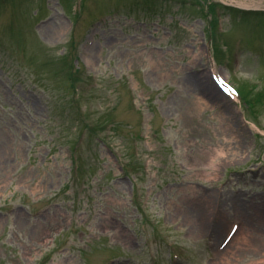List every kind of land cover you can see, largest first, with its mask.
Returning a JSON list of instances; mask_svg holds the SVG:
<instances>
[{"label": "rangeland", "instance_id": "rangeland-1", "mask_svg": "<svg viewBox=\"0 0 264 264\" xmlns=\"http://www.w3.org/2000/svg\"><path fill=\"white\" fill-rule=\"evenodd\" d=\"M0 264H264V0H0Z\"/></svg>", "mask_w": 264, "mask_h": 264}, {"label": "bare ground", "instance_id": "bare-ground-1", "mask_svg": "<svg viewBox=\"0 0 264 264\" xmlns=\"http://www.w3.org/2000/svg\"><path fill=\"white\" fill-rule=\"evenodd\" d=\"M194 81V85L197 88L196 90L199 91L204 97L208 94H210V92H213L216 90L215 86H213V84L211 82L208 81V78H203L200 77L197 80H193ZM208 93V94H207ZM239 233L236 234V237L238 238ZM236 237L234 238V240L228 245V247L230 245L234 244V241L236 240Z\"/></svg>", "mask_w": 264, "mask_h": 264}]
</instances>
